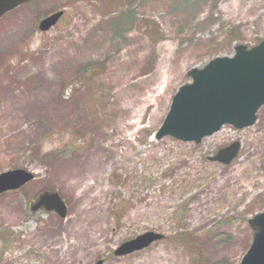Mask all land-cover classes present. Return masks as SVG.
<instances>
[{
  "label": "rangeland",
  "instance_id": "rangeland-1",
  "mask_svg": "<svg viewBox=\"0 0 264 264\" xmlns=\"http://www.w3.org/2000/svg\"><path fill=\"white\" fill-rule=\"evenodd\" d=\"M124 11L132 20L114 34L107 23ZM263 38L264 0H35L4 15L0 173L35 178L0 194V264H239L264 211V106L254 125L225 124L199 144L154 135L191 68ZM233 141L231 164L208 159ZM43 190L60 193L66 218L30 211ZM73 222L86 229L54 263L45 239ZM148 230L165 237L114 255Z\"/></svg>",
  "mask_w": 264,
  "mask_h": 264
},
{
  "label": "water",
  "instance_id": "water-1",
  "mask_svg": "<svg viewBox=\"0 0 264 264\" xmlns=\"http://www.w3.org/2000/svg\"><path fill=\"white\" fill-rule=\"evenodd\" d=\"M32 0H0V18L8 11ZM58 10L44 17L39 29L47 31L63 15ZM188 75L191 82L182 85L173 97L164 122L155 133L157 140L165 136L199 144L203 138L231 124L237 129L256 123L259 109L264 106V39L248 48L237 44L233 56H217L204 67H193ZM239 141L220 148L211 161L228 165L237 157ZM34 174L25 169L0 173V193L16 190L31 181ZM45 208L61 218L67 216V205L59 192L45 190L30 205L31 211ZM253 236L240 264H264V211L249 219ZM164 234L149 230L121 243L114 254L124 256L161 240ZM98 260L95 264H102Z\"/></svg>",
  "mask_w": 264,
  "mask_h": 264
},
{
  "label": "bare ground",
  "instance_id": "bare-ground-1",
  "mask_svg": "<svg viewBox=\"0 0 264 264\" xmlns=\"http://www.w3.org/2000/svg\"><path fill=\"white\" fill-rule=\"evenodd\" d=\"M86 227H88L86 225ZM85 228V224H82L80 222H73L71 224H68V228H66V232L64 231V236L60 235L59 237L56 236H47L45 239V243L50 245V253H51V258H52V262H59L62 260V257H64L65 254V250L63 249V247L60 245V243H63L64 238L66 239H70V236H73L75 233H77L78 230H84ZM59 245V246H57ZM71 244L68 243V247L67 249H69V246ZM58 254H60V257L58 256ZM49 264H52L51 261Z\"/></svg>",
  "mask_w": 264,
  "mask_h": 264
},
{
  "label": "trees",
  "instance_id": "trees-1",
  "mask_svg": "<svg viewBox=\"0 0 264 264\" xmlns=\"http://www.w3.org/2000/svg\"><path fill=\"white\" fill-rule=\"evenodd\" d=\"M131 20H132L131 11H124L119 16L112 17V19H110L107 24L109 25V28L112 30V33L121 34L123 31V24L127 22L130 23ZM120 210L121 209L117 208L114 212L118 213ZM190 235L195 236L193 232H183V233H178L176 235L174 234L173 237L175 238L182 237L184 239L185 237L187 236L189 237ZM214 264H227V263L219 260L214 262Z\"/></svg>",
  "mask_w": 264,
  "mask_h": 264
}]
</instances>
